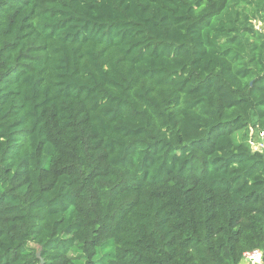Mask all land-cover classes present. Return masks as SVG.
Returning a JSON list of instances; mask_svg holds the SVG:
<instances>
[{
  "label": "trees",
  "instance_id": "1",
  "mask_svg": "<svg viewBox=\"0 0 264 264\" xmlns=\"http://www.w3.org/2000/svg\"><path fill=\"white\" fill-rule=\"evenodd\" d=\"M259 132L264 0H0V264H264Z\"/></svg>",
  "mask_w": 264,
  "mask_h": 264
},
{
  "label": "built area",
  "instance_id": "2",
  "mask_svg": "<svg viewBox=\"0 0 264 264\" xmlns=\"http://www.w3.org/2000/svg\"><path fill=\"white\" fill-rule=\"evenodd\" d=\"M261 136H262V138L264 137V132H261ZM260 143H258V144H260ZM260 146L264 147L263 142L260 144ZM244 260H246L252 264H261L262 263V251L259 249L247 251L244 253Z\"/></svg>",
  "mask_w": 264,
  "mask_h": 264
},
{
  "label": "rangeland",
  "instance_id": "3",
  "mask_svg": "<svg viewBox=\"0 0 264 264\" xmlns=\"http://www.w3.org/2000/svg\"><path fill=\"white\" fill-rule=\"evenodd\" d=\"M255 23H257V27H262V22H259V21H257V20H255L254 21ZM259 136L262 138V136H261V132H259ZM261 141L260 140H252L251 141V143H252V148H253V150H262L264 147H262V146H260V144L262 143H260ZM258 143H260V144H258Z\"/></svg>",
  "mask_w": 264,
  "mask_h": 264
},
{
  "label": "crops",
  "instance_id": "4",
  "mask_svg": "<svg viewBox=\"0 0 264 264\" xmlns=\"http://www.w3.org/2000/svg\"><path fill=\"white\" fill-rule=\"evenodd\" d=\"M240 264H252V263H250V262H248V261L243 259V261Z\"/></svg>",
  "mask_w": 264,
  "mask_h": 264
},
{
  "label": "water",
  "instance_id": "5",
  "mask_svg": "<svg viewBox=\"0 0 264 264\" xmlns=\"http://www.w3.org/2000/svg\"><path fill=\"white\" fill-rule=\"evenodd\" d=\"M39 247H40V246H39ZM37 255H38V257L41 258V253H40V251L37 252ZM41 261H42V263L44 262L43 258L41 259Z\"/></svg>",
  "mask_w": 264,
  "mask_h": 264
}]
</instances>
